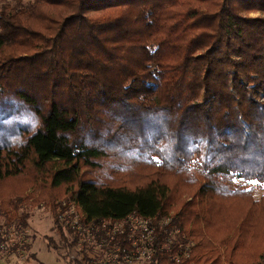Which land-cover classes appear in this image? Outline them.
Returning <instances> with one entry per match:
<instances>
[{
    "label": "trees",
    "instance_id": "obj_1",
    "mask_svg": "<svg viewBox=\"0 0 264 264\" xmlns=\"http://www.w3.org/2000/svg\"><path fill=\"white\" fill-rule=\"evenodd\" d=\"M17 1L0 9L4 221L27 225L22 192L53 162L49 186L88 219L170 216L157 240L179 229L190 254L177 262L172 243L160 264H261L264 0ZM20 38L31 54L18 53ZM174 176L199 187L169 214ZM12 178L22 191L7 188ZM42 185L39 200L53 202Z\"/></svg>",
    "mask_w": 264,
    "mask_h": 264
},
{
    "label": "built area",
    "instance_id": "obj_2",
    "mask_svg": "<svg viewBox=\"0 0 264 264\" xmlns=\"http://www.w3.org/2000/svg\"><path fill=\"white\" fill-rule=\"evenodd\" d=\"M56 219L71 232L69 241L77 254L72 259L81 261L79 264H160L158 253L177 242L179 251L173 259L178 262L190 254V242L177 239L179 229H174L166 242L157 240V228L167 224L170 216L129 213L117 219L94 220L88 219L74 202L71 207H61ZM29 234L26 226L0 222V264H29Z\"/></svg>",
    "mask_w": 264,
    "mask_h": 264
},
{
    "label": "rangeland",
    "instance_id": "obj_3",
    "mask_svg": "<svg viewBox=\"0 0 264 264\" xmlns=\"http://www.w3.org/2000/svg\"><path fill=\"white\" fill-rule=\"evenodd\" d=\"M19 6H21V3H19L17 0H0V9L12 10L18 8ZM247 15L256 16L258 15V12H248ZM26 40L27 42H29L27 38ZM22 43L23 42L21 41L20 38L18 39L17 44L15 45L18 49V53L21 54L23 52L26 53L28 51L27 53L31 54V52L27 50V48H25V46ZM7 50L10 49L9 48L4 49L3 53ZM14 55L15 56H11V58L15 57V61H19L18 54L15 53ZM20 61L23 62V60ZM100 142L104 143V139L103 141ZM108 147L114 148V149H107L110 153L127 154L125 151H121L119 148L115 146H108ZM111 160L112 159L110 158L103 159L104 164L111 162ZM55 165L57 164L53 162L49 163L45 168V170L42 171L43 174L41 173L40 176H36L38 177L37 178L38 180L34 181L35 183L33 185H28V187L24 189V192H22L23 195L24 194L28 195L29 193H31L29 194V196L31 197L27 201L23 200L24 203H21V207L18 210L19 213L27 214L26 227L30 233L29 234L30 244L28 248L29 264H77L76 261H73L72 259V257H77L76 250L69 249L63 243V241L60 239V236L54 227L52 220L53 219L52 213L54 208V205L52 204L54 203V201H57V204L55 206L56 213L57 211H59V209H61V207H71L74 203V201L71 199L59 198L60 196H62L60 194L61 193L60 191L63 190L62 187L53 188L49 186L50 175H51L50 170L53 169ZM134 170H136V172H134ZM30 172L32 175L34 176L36 175L33 168L32 170H30ZM133 174H138V175L141 174V168L138 165L133 166V169L131 170L130 174L127 175L128 177L131 178L130 181L136 179V175L133 177ZM19 180H20L19 178H12L9 180H5L7 182L6 185L7 188L9 187L13 191H16L15 189H19L20 191H22L23 186ZM166 182L171 187V195H172L171 199L169 200V204H170V207H168L169 214L175 213L179 209L181 210L183 202L186 203L191 202L197 188L199 187V184L197 185L193 184L192 181H189L190 184L187 183L184 184L180 180H178L175 176L170 177L169 179H167ZM43 183L44 185H42ZM41 185L43 187L42 190H48L52 193V195L55 196V198L51 199V200L54 199L53 202L48 203L39 200ZM10 189H4V192L5 191L9 192ZM4 220L5 219L2 217V215H0V222ZM199 224L204 225V221H199ZM48 237L52 240V243L50 244L48 243V239H47ZM190 264H196V263L191 261ZM219 264H228V263L222 261Z\"/></svg>",
    "mask_w": 264,
    "mask_h": 264
}]
</instances>
